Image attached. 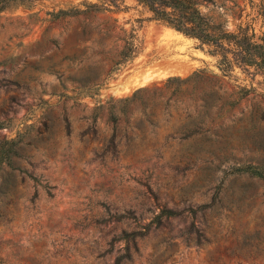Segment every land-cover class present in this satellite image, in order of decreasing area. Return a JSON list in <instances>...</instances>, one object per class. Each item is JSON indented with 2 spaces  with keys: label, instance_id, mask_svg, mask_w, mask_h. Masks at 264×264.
<instances>
[{
  "label": "rangeland",
  "instance_id": "1",
  "mask_svg": "<svg viewBox=\"0 0 264 264\" xmlns=\"http://www.w3.org/2000/svg\"><path fill=\"white\" fill-rule=\"evenodd\" d=\"M124 1L0 14V144L19 153L0 171V264H115L124 231L138 251L122 264H264V183L232 174L264 162V75L225 77L207 46ZM196 1L228 32L264 33L261 0ZM162 207L183 215L157 226Z\"/></svg>",
  "mask_w": 264,
  "mask_h": 264
},
{
  "label": "trees",
  "instance_id": "2",
  "mask_svg": "<svg viewBox=\"0 0 264 264\" xmlns=\"http://www.w3.org/2000/svg\"><path fill=\"white\" fill-rule=\"evenodd\" d=\"M139 5L145 7L152 15V19L165 23L176 32L195 39L202 47L207 46L210 50L208 54L217 59V67L225 77H232L236 69L244 72L251 70L264 75V33L257 35L250 26L239 27L236 32H228L221 25L212 23L205 17L196 0H134ZM16 0H0V14L8 9L22 6ZM124 0H98V3L86 5V10L81 11L84 15L101 13H118L125 8ZM63 13H52L53 18H59ZM259 17L264 28V0L259 6ZM137 53L134 44L122 52V61L119 65L126 64ZM189 80V79H188ZM188 80L180 78H169L167 83L177 81L184 83ZM248 92L247 89H244ZM130 100L121 101L115 104L109 112L108 121L116 129L120 122L121 114L128 108ZM120 105V106H119ZM18 142L4 141L0 144V171L3 166L14 167V159L19 155L17 151ZM232 174L247 175L250 179L264 183V162L247 164L232 171ZM34 182L37 180L32 179ZM219 189L216 190L214 200L219 196ZM192 218L197 216L198 211L189 209ZM183 215L166 207H162L160 213L154 218L152 223L160 226L163 220H171ZM198 232V231H197ZM137 233L123 232L122 236L115 238V242H123L125 247L119 249L124 254L117 257L115 264H122L130 261L133 253L138 251L137 247H130V243L136 242ZM113 250V249H112ZM110 250V252L112 251Z\"/></svg>",
  "mask_w": 264,
  "mask_h": 264
}]
</instances>
